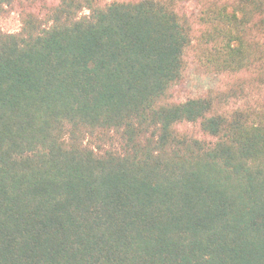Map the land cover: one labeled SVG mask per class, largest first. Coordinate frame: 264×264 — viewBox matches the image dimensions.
<instances>
[{
  "label": "trees",
  "instance_id": "trees-1",
  "mask_svg": "<svg viewBox=\"0 0 264 264\" xmlns=\"http://www.w3.org/2000/svg\"><path fill=\"white\" fill-rule=\"evenodd\" d=\"M13 4L0 264H264V0Z\"/></svg>",
  "mask_w": 264,
  "mask_h": 264
},
{
  "label": "rangeland",
  "instance_id": "rangeland-1",
  "mask_svg": "<svg viewBox=\"0 0 264 264\" xmlns=\"http://www.w3.org/2000/svg\"><path fill=\"white\" fill-rule=\"evenodd\" d=\"M59 0H47L48 3H56ZM127 0H100L101 3ZM188 9L193 7L188 3ZM20 26L19 8L17 4L8 7L4 14L0 15V30L4 32H16ZM186 67L181 81L170 89L172 99L182 101L189 97L205 95L217 89L223 88L232 80L231 76H220L203 71L191 56L186 57Z\"/></svg>",
  "mask_w": 264,
  "mask_h": 264
}]
</instances>
